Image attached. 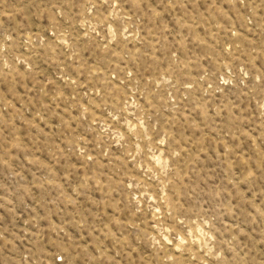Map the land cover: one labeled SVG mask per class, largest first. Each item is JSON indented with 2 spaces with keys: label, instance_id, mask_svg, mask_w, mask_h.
<instances>
[{
  "label": "rangeland",
  "instance_id": "1",
  "mask_svg": "<svg viewBox=\"0 0 264 264\" xmlns=\"http://www.w3.org/2000/svg\"><path fill=\"white\" fill-rule=\"evenodd\" d=\"M0 264H264V0H0Z\"/></svg>",
  "mask_w": 264,
  "mask_h": 264
}]
</instances>
